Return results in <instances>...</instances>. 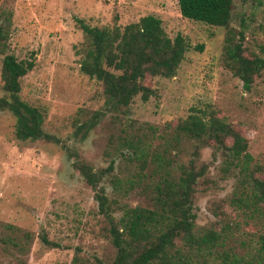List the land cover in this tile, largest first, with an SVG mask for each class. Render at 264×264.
I'll use <instances>...</instances> for the list:
<instances>
[{
	"label": "rangeland",
	"instance_id": "obj_1",
	"mask_svg": "<svg viewBox=\"0 0 264 264\" xmlns=\"http://www.w3.org/2000/svg\"><path fill=\"white\" fill-rule=\"evenodd\" d=\"M2 11L10 14L7 52L34 61L20 80V97L42 109L43 129L58 141L19 140L15 117L0 109V264H109L114 257L94 192L73 167L70 148L95 169L113 162L102 181L111 199L148 205L147 176H156L151 174L156 166L149 154L141 170L142 158L128 155L123 140H138L139 146L161 154V133L169 125L207 109L248 139L252 163L264 177V69L249 89L243 87L224 65L225 27L182 17L178 0H0ZM147 14L161 19L171 39L181 34L190 45L176 75H147L143 83L154 91L147 101L136 96L125 113H107L77 141L76 125L105 104L102 84L80 70L85 37L79 20L91 26L125 25ZM230 24L244 29V54L264 58V0H233ZM1 60L2 55L0 68ZM4 94L0 78V97ZM190 151L185 143L179 155L171 152L172 159L187 163ZM210 161L208 177L215 183L209 188L200 184L194 200L200 226L215 224L214 210L235 216L227 202L235 178L223 179L221 159L212 162V149H201L197 163ZM42 234L60 246L45 245ZM236 251L245 250L237 246Z\"/></svg>",
	"mask_w": 264,
	"mask_h": 264
},
{
	"label": "trees",
	"instance_id": "obj_2",
	"mask_svg": "<svg viewBox=\"0 0 264 264\" xmlns=\"http://www.w3.org/2000/svg\"><path fill=\"white\" fill-rule=\"evenodd\" d=\"M178 6L186 19L226 28L224 65L249 89L264 69V58L244 54V29L236 30L230 24L233 0H178ZM0 17V78L5 92L0 97V109L15 117V135L19 140L58 141L43 129L42 109L20 97V80L33 68L34 61L17 59L7 52L10 14L2 11ZM79 26L85 37L80 70L102 84L105 97L102 108L76 125L74 138L82 141L107 113H125L136 96L147 101L154 91L143 83L144 78L175 76L190 45L181 34L171 39L161 19L152 14L125 25L113 22L91 26L79 20ZM161 138V154L150 152L148 145L139 146L138 140L137 144L123 140L128 155L142 158L141 170L149 154L156 166L151 172L156 176H147L148 205L130 206L111 199L102 181L113 170V162L106 168L95 169L76 149L69 150L74 157L73 167L92 188L97 211L106 222L105 231L115 248L109 264H264V177L259 175L261 168L252 163L248 139L225 117L207 109L180 118L161 133ZM185 143H190L191 157L187 163L176 162L171 152L179 155ZM205 147L212 149V162L221 159L222 178H235L227 198L235 216L222 209L214 210L219 219L210 226L197 224L194 206L198 186L204 184L209 188L215 183L208 177L211 161L197 163ZM138 175L142 177L137 179L142 180L144 175ZM115 182L119 181L114 179L112 183ZM248 227L254 231L247 232ZM40 239L45 245L60 246L44 234ZM237 246L245 250L244 254L236 251Z\"/></svg>",
	"mask_w": 264,
	"mask_h": 264
}]
</instances>
